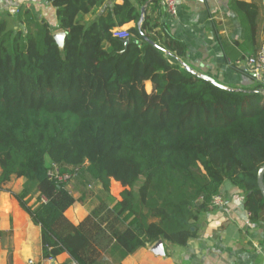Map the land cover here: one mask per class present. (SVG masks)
Masks as SVG:
<instances>
[{"label":"trees","instance_id":"obj_1","mask_svg":"<svg viewBox=\"0 0 264 264\" xmlns=\"http://www.w3.org/2000/svg\"><path fill=\"white\" fill-rule=\"evenodd\" d=\"M44 2L67 33L63 49L57 28L35 7L0 15V190L25 179L17 199L41 227L43 258L68 254L63 264H100L108 254L121 264L160 239L185 248L226 186L246 195L253 222H264L263 89L226 91L187 72L177 60L186 47L161 13L145 15L148 41L130 0ZM150 6L161 10L159 0ZM250 8L233 5L248 35L257 13L241 12ZM128 24L126 46L113 32ZM65 174L80 203L94 199L78 224L66 217L77 200L72 182L56 178ZM112 180L131 192L117 201Z\"/></svg>","mask_w":264,"mask_h":264},{"label":"crops","instance_id":"obj_2","mask_svg":"<svg viewBox=\"0 0 264 264\" xmlns=\"http://www.w3.org/2000/svg\"><path fill=\"white\" fill-rule=\"evenodd\" d=\"M137 7H146V13H161V21L170 35L181 41L186 53L180 61L196 72L208 75L217 82L235 90L253 89L256 79L246 65L248 56L264 46V0H177L178 14L168 15L160 1L161 10L152 12L151 0H130ZM235 1L251 5L241 13H257L256 31L249 34L233 9ZM124 0H108V4H123ZM35 7L54 28L58 21L56 9L44 0H0V15H16L20 7ZM103 11H99L102 13ZM90 20L91 17H85ZM128 24L124 28H133ZM60 32L55 29V33ZM158 44V43H157ZM162 46V44H158ZM164 47V46H163ZM152 91L151 84L146 86ZM1 173V170H0ZM25 179L15 178L0 190V264H63L70 262L68 254L56 261L43 258L42 230L21 206L17 196L24 190ZM73 183V182H72ZM68 185L77 202L67 211L66 217L78 224L93 210L94 199L80 203L81 191ZM118 185L112 180V192ZM222 196L223 207H211L197 225V236L185 248L168 245L160 239L152 246L140 248L127 256L121 264H264V222H253L245 206L246 195L226 186ZM117 201L120 196L114 195ZM39 194L28 196V206L35 207ZM162 245V252L159 246ZM100 264H119L118 259L104 255Z\"/></svg>","mask_w":264,"mask_h":264},{"label":"built area","instance_id":"obj_3","mask_svg":"<svg viewBox=\"0 0 264 264\" xmlns=\"http://www.w3.org/2000/svg\"><path fill=\"white\" fill-rule=\"evenodd\" d=\"M162 5L171 17H176L178 14V1L177 0H161ZM114 37L125 41L133 39V35L126 28H117L113 32ZM246 65L250 72L256 79V84L264 89V46L261 47L256 54L248 56L246 59ZM58 174V173H56ZM59 181L64 183H70L73 180L71 175H57ZM225 204L224 197L217 195L213 198L211 207H223ZM50 262L53 261L51 258L48 259Z\"/></svg>","mask_w":264,"mask_h":264},{"label":"water","instance_id":"obj_4","mask_svg":"<svg viewBox=\"0 0 264 264\" xmlns=\"http://www.w3.org/2000/svg\"><path fill=\"white\" fill-rule=\"evenodd\" d=\"M145 15H146V7H141V10H140V20H139V22H138L137 27H138L139 32L142 34V36H143L145 39H147V38L145 37V35L142 33V24H143V22H144ZM66 35H67V33H66L65 31H60V32L54 34V39L56 40L57 44L59 45V47H60L61 49H63V47H64V42H65V37H66ZM147 40H148V39H147ZM148 41H149V40H148ZM123 42H124V44H125L126 46L130 44V41H129V40H125V41H123ZM150 43L153 44V45H155V46H157V47H159V46L156 45L153 41H150ZM159 48H161V47H159ZM163 51H164L165 53L169 54L166 50H163ZM177 60L181 63L183 69H185L187 72H189V73H191V74H193V75L199 77L200 79H202V80H204V81L210 83L211 85H213V86H215V87H218V88L223 89V90H226V91H241V90L231 89V88H229V87H227V86H225V85H223V84L217 82L215 79H213L212 77H210V76H208V75H205V74H201V73L196 72V71H195L194 69H192V67H190L187 63L182 62V61H180L179 59H177ZM262 94H263V96H264V89L262 90ZM258 187H259V190H260V192H261V195L264 197V165L261 167V169L259 170V173H258ZM193 231H194V229H193ZM160 241H161V240H159V242H160ZM157 242H158V241H157ZM154 244H155V243H154ZM154 244H153V245H154ZM162 250H163V247H162V245H160V246H159V251L162 252Z\"/></svg>","mask_w":264,"mask_h":264},{"label":"rangeland","instance_id":"obj_5","mask_svg":"<svg viewBox=\"0 0 264 264\" xmlns=\"http://www.w3.org/2000/svg\"><path fill=\"white\" fill-rule=\"evenodd\" d=\"M13 21L10 20V26L13 27ZM73 184V183H72ZM126 187V186H125ZM81 188L83 189V186H81ZM80 188V189H81ZM111 190H112V187H111ZM128 191V193H130L131 191L129 189H125L124 191L121 190V188L118 186V185H115V188L113 189V192H112V195H116V196H120L122 198V194L124 192ZM91 198V197H89Z\"/></svg>","mask_w":264,"mask_h":264}]
</instances>
